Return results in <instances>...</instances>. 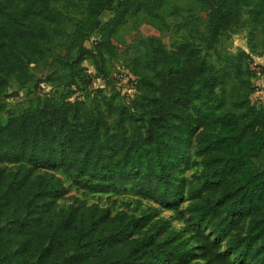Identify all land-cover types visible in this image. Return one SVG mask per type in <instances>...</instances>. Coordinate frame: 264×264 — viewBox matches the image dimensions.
I'll return each instance as SVG.
<instances>
[{
	"label": "trees",
	"instance_id": "obj_1",
	"mask_svg": "<svg viewBox=\"0 0 264 264\" xmlns=\"http://www.w3.org/2000/svg\"><path fill=\"white\" fill-rule=\"evenodd\" d=\"M60 1L0 0V113L11 81L23 86L28 64L63 35L66 16L51 6ZM195 1L207 14V49L242 13L251 23L264 18V0ZM164 3L89 0L68 47L73 60L62 66H103L127 17L142 12L165 23ZM105 11L112 15L102 22ZM92 33L98 38L87 47ZM143 47L131 61V107L103 95L91 106L48 97L0 118V264H264V100L248 99L256 86L242 59L215 67L190 42ZM233 83L244 97L229 108ZM191 148L200 169L186 178ZM57 170L77 188L129 191L175 210L186 226L175 230L151 206L138 214L79 199L58 207L67 188Z\"/></svg>",
	"mask_w": 264,
	"mask_h": 264
},
{
	"label": "rangeland",
	"instance_id": "obj_2",
	"mask_svg": "<svg viewBox=\"0 0 264 264\" xmlns=\"http://www.w3.org/2000/svg\"><path fill=\"white\" fill-rule=\"evenodd\" d=\"M89 0H63L51 3V6L62 11L66 16L64 33L54 43L43 46L42 56L35 62L28 64L29 80L21 87L12 80L1 98L5 111L0 113L4 118L6 112L18 114L28 107L40 104L45 98L60 101L64 99L81 100L91 106L95 99L103 95L113 97L114 104L119 107L130 106L135 97L134 83L136 77L131 71V61L144 54L143 44L152 42L164 48H171L182 42L195 44L206 62L219 67L230 56H240L242 66L248 72L249 81L256 86L248 95V99L255 103L264 100V18L257 23L249 22L246 13H242L233 26L223 32L219 41L212 49H207L202 36L206 32L207 14L195 0H165L163 6L165 23L148 17L139 12L127 17L113 35L115 49L112 55L105 54L104 65L90 59L84 60L73 69L62 66V62H71L74 52L67 55L68 47L73 39L75 24L85 18L86 5ZM111 11L100 15L102 22L109 19ZM98 38L92 33L84 45ZM62 58L63 61H59ZM236 83L228 84L226 90V106L236 98H243L244 91L235 89ZM112 118L110 117L109 120ZM190 149L189 165L182 175H190L200 169L199 158ZM15 164H3L7 171H13ZM63 181L67 188L65 197L57 200L58 207L78 204V199L88 206L96 203L110 209L130 210L139 213V210L151 206L158 210V216L169 220L175 230L182 231L186 223L176 219V211L162 207L150 200L136 197L129 191L116 193H96L77 188L71 178L61 170L54 172ZM136 200H139L140 204ZM187 202L180 203L183 210ZM136 208V209H135ZM187 236V235H186Z\"/></svg>",
	"mask_w": 264,
	"mask_h": 264
}]
</instances>
